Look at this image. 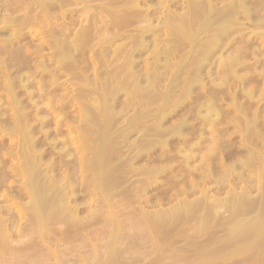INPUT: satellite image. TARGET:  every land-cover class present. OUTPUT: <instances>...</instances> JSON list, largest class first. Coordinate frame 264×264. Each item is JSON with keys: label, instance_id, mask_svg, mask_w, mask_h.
Returning a JSON list of instances; mask_svg holds the SVG:
<instances>
[{"label": "bare ground", "instance_id": "bare-ground-1", "mask_svg": "<svg viewBox=\"0 0 264 264\" xmlns=\"http://www.w3.org/2000/svg\"><path fill=\"white\" fill-rule=\"evenodd\" d=\"M249 3L253 5L252 9L249 7L251 6ZM263 9L264 0H0V77L3 79V85L1 83L0 84L6 92V94L0 97V99H9L7 102L9 107L7 109H3L0 105V133L11 134L12 136L13 134L21 136V142L19 146L16 147L17 145H13V148L11 145L10 148H12L8 150L6 149V152H3L2 148L4 146V143L3 145L0 143V163H3V161L6 160H8L6 161V163H10V159L11 161L16 159L18 163H22V165L19 163V165L21 166L15 167V173L17 175V178L18 176H22L23 184L19 188H13L14 192L19 197L26 196L29 198V202L26 205L28 209L24 206V209L26 208V211L24 210L23 212V218L26 220V225L23 224L25 227L23 226V229L21 228L23 232L28 226L27 231L29 235L25 231V234L27 235L23 233L25 236L22 235V237H26L27 241L32 242V240H36L37 242V240L39 239L36 238V233L37 235L39 234L40 237H45L42 238L43 241L46 238L47 240L48 238L50 239V237L53 238L52 234H54V236H56V234L57 236L58 234H65L64 229L66 228L70 230H66V233H73L74 231L77 233L81 228H85L91 225V223L96 220V217H98L97 215L99 213H103L104 211L108 214L111 212L110 214L112 218L116 221L117 215H121V213L123 212V207L121 206L122 208H119V210L122 209V212L119 211V214H116L111 209L114 208L116 204L117 206H115V208H118L119 205H123L122 203L125 202V209L127 206L126 204L132 205V208L129 209H134L133 211L137 213L136 215H139L140 217L143 216L145 226L142 224V229L143 226L144 228H147L149 225V227L152 228L151 224L166 222L165 224L169 223L167 224L169 225V227L171 224L170 230H172L171 228L173 226V229L174 227H176L175 229L177 230L180 229V234H182L183 232H187L183 231L181 233V230H183L185 228V225H187L188 227L186 226V228L188 229V232L193 228L195 229V231L207 229V231H209L208 233L214 235L216 239L221 238L220 241L225 246L227 245V242L229 247H231L230 243L234 246L240 244L236 239H242L243 241L245 240L244 243L243 241H240L242 245L240 244L241 246H237L239 247L237 250H234L235 247L233 246V252H238L241 254V252L243 251H249L247 246L251 245H257V247L260 248V250L258 249V252H263L264 152L261 148L260 149L262 152H258L255 150L253 151L252 149L249 150L250 147H246L244 145L246 148H248V151L246 150V158H243L245 159L244 161H239L235 164H232L233 162H231L230 165H227L228 163L223 164V162L225 161L223 153L226 150H229L226 148L237 146H235L234 144H227V141L223 142L222 139L224 137V131L226 130L223 129L224 131L222 132V129L220 131L216 130L218 125L222 123L221 120L223 116L227 113H230L232 109L241 112V109L240 107H238L237 103L238 95L243 94L248 96L250 100L253 99L254 92L252 91L253 93H251L250 91L246 90L238 93L235 92V94L237 93L236 96L232 97V101L230 100L233 107L230 112H224L223 107L218 104V98H220V95L225 93V91L229 89H226L227 85L231 83H239L243 86L245 84L244 76L239 75L240 73L238 74V71L240 69L246 68L245 66H243L245 65V62H242L244 61L243 58H245L243 54L244 52L234 53V50L232 49L233 54L231 52V56L229 55V57L227 58L224 57L226 55V51L224 53L225 55H223V51L229 46L231 47V44L239 39L238 35L243 34L248 29V31H250V29H253L252 32L255 34V37L257 36L258 40L261 41L258 45L260 46V52L264 56V14H262ZM247 26L251 28L247 29ZM27 29L29 30V33L31 29H34L33 33H30L32 45H29V43H24L26 37H28L27 35L29 34L28 32H26ZM163 36L165 37L164 39H162ZM150 38L151 40H149ZM242 44L244 45L245 43ZM259 46H255L253 48L251 47L252 55H255V53L259 51ZM233 47L237 46L233 45ZM245 47H248V51H251L248 45H245ZM245 47L243 49H245ZM227 50H229V48ZM45 51L46 53H44ZM146 55H149V58L152 59L149 64L148 60L146 59ZM260 56H257V58H259ZM144 57V62H146V64L144 66L143 73H141L138 69L141 67L143 62L141 61V59ZM252 57L254 58V56ZM249 58L251 59V57ZM255 59L256 57L252 60ZM258 63L259 60H256V63L253 64L255 65V68L257 67ZM52 65L54 66V68L49 69L52 67ZM238 66H242V68H239L238 70ZM253 67L252 69H254ZM13 69L16 70L13 71ZM215 69H217V73L220 75V79H218L220 82L215 83V81L211 80L210 84L213 83L212 86L214 87L212 89V94H210L211 96L207 97L206 95V97H199V93L202 92L199 91L198 93V90L206 89L207 87L204 76L210 77L211 75H215L213 74V71H215ZM252 69H250L249 67V70ZM259 69L261 71V67H259ZM33 70L37 71L36 73L40 79H37V77H35V73L33 72ZM252 71L254 72L255 69ZM260 71L258 70V73ZM14 73H16L15 77H13ZM261 74L264 75V73L262 72L258 74L260 75V78L263 77L261 76ZM62 75L66 76L64 78L67 79V82H70L69 80L74 81L72 83L70 82L75 87V91L73 90L75 93H71V96L68 95L69 91L67 89L69 88V86H72L69 85L67 88H64L65 85L59 82L61 81L60 77ZM255 75L254 78L256 77ZM47 78H50L51 80V85L49 84L48 90L52 89L53 92H58L57 90H59L60 88L62 94L65 91H68L67 95H65L66 93L64 94V100L67 101V99H70L71 101L78 99L79 101L77 100L75 102H80V99H83L81 100L83 101L81 102V104H83L81 108H78L77 111V113H79V115L77 116H79L80 120H77V122L80 123H78L80 126H83H81L82 128H85L83 129L84 131L81 132V137L86 136L88 140L86 141V138L83 137L85 138L87 149L86 151H84V153H82V157L79 159L80 161H78V157L74 156L73 154H67L68 157L71 156L70 159L64 158V154L62 155L60 153L64 151L63 149H59L57 145V149L59 150L55 149L54 146L52 147L57 150V153L61 155V157H59V161L61 163L58 161L60 163L59 165L62 164L64 166L65 161L62 160L63 158L67 159V161L69 160L68 163H70H67V165H72L73 169L70 168L71 172H68L67 170L65 171L66 173H63L64 171L62 172L61 170L62 166L60 168H57L54 162H52V164L50 162L49 165L48 157L50 155L47 157V161L45 160L47 162L46 163L44 161L46 154L38 149V146L40 144H43L44 142H47L46 140L48 138V134L44 132V129H46V127L44 126H46V124H44L45 122L40 118V116L42 115H40V111L43 108L40 109L39 106H42L44 101H48L49 105L52 102V99L50 96L44 97L43 99L45 100L43 102L42 99H40L41 101L37 100L39 102H42V104H39V102H37L35 98L37 99L38 95L36 92H38L39 95L47 96V86L45 84V80ZM258 80L256 79V81ZM252 81L254 82L255 79H253ZM259 81H261V79ZM251 82H247L248 85ZM252 84L250 85V87L252 86ZM235 87L233 91H235ZM245 88L249 90L247 86ZM62 89L63 91H65L63 92ZM231 89L230 92H233L231 91ZM240 89L243 88L241 87ZM197 94H199V96L194 98V100L197 101H194L195 106H193L192 108L191 106H188L190 108V110H188V113L190 112L191 114V120L189 119V116V118L187 117L188 119H184L185 117H183V112L185 108L183 107L185 106V103L187 102V100L192 99L193 96ZM57 95L58 94H56V97ZM24 96L27 98H22ZM263 96H260V98L262 99ZM122 97H124L125 100L124 104L121 106L119 105L120 103L118 104V101H120ZM242 101L243 100L241 99V102ZM253 101H249L250 105L251 103H253ZM249 102L247 101V103ZM0 104H2V101L0 102ZM46 104L44 105V109H47L45 108V106H47ZM52 104H54V102H52ZM252 106L254 105L252 104L250 108H252ZM28 107H31L30 110H27L29 109ZM154 111L155 113L152 114ZM236 111L234 112L236 113ZM52 112H50L51 115L49 113V118L50 116H52ZM64 112L67 113L66 110ZM185 112H187V110H185ZM9 113L12 114L9 115ZM128 114L129 116H127ZM56 115L58 114L56 113ZM178 116H182L183 118H179ZM247 116L245 117L247 118ZM255 116L252 117L255 119ZM48 117H46L48 119L46 120L47 123L50 120ZM64 117H66L65 114L62 117L63 120ZM175 117H178L179 120L176 119L177 121H174L173 123L170 122L169 119L175 120ZM230 119L232 120V118ZM241 119L244 120V118L242 117L240 118V120ZM31 120H33V122H39L36 123L40 124V126H38L40 128H36L34 124L32 125V123L30 124ZM147 120H149L150 122L147 123ZM262 120L264 119L262 118ZM166 122H169L170 125L166 126ZM231 122L234 123L235 121L233 120ZM249 122H251V120ZM249 122L245 121V126L241 128V130L243 129L242 131L246 134L245 137L247 141L251 140V137L248 140L249 137H247V135L253 136V134H248ZM51 123L53 124V122ZM10 125H12V128ZM55 125L56 123L54 124V126ZM59 125L57 126V128L59 127ZM240 125H243V123ZM231 126H229V128H231ZM235 126L233 124V127ZM252 126L254 125L252 124ZM61 127L62 126H60L59 128L60 131ZM235 128H238V126ZM36 129L40 132V134L43 133V137L39 136L40 139L36 138L37 136L35 137V132H38ZM49 129L50 128L47 126L46 130ZM53 130L54 131L52 132L54 133L55 129ZM253 130H251L250 132L252 133ZM76 131L80 133V130L76 129ZM208 131H210L212 135L211 137L208 135L206 136V138L210 137V140L212 141L214 146L211 145L208 148V151L202 154L204 150V144L205 142H207L205 134ZM59 133L57 132V134ZM133 133H136V135L138 134L139 136L137 139L130 141V136ZM227 133L228 131L226 132V134ZM62 134L63 132L59 136H62ZM190 135L191 137H193L191 140L189 139ZM256 135L259 136V132H256ZM54 136L56 137V135ZM255 137L256 139H260V137L254 136V138ZM50 138L51 137H49V139ZM175 140H177L178 143H176ZM255 140H252L253 143ZM69 141L71 142V140ZM261 141L263 140H256V142H260L261 147H263ZM48 142L47 145H50L49 147H51V145L53 144L50 143H56V140L52 142L50 141L49 144ZM62 142L64 143V141H61V143ZM71 144H73V142ZM173 144L175 146H173ZM254 144L256 145V143ZM44 145L46 144L44 143ZM62 145V147H64V144ZM68 147L66 148L68 149ZM137 147L139 150L135 149ZM157 147L162 150L163 153H159V151H157L159 155L156 158H153L151 156L153 160L152 162H167V160L176 161L178 159L181 161L179 162L181 163V165L179 166V171H177L179 172L178 174L173 171V165L168 166L167 164V166H162L161 164V166L157 167L154 165L151 167L148 165L138 167L136 165L137 161L145 156L144 153L146 152V150L148 151L151 148L153 151V148L156 149ZM173 147L175 148L173 149ZM52 148L51 150H53ZM169 148L171 149V151L169 150ZM43 149L44 148H42V150ZM133 149L138 151L134 153L133 151L135 150ZM167 150H169L170 152L164 153ZM56 152L52 153L55 155ZM86 152H90V155H87V157H90L89 159L86 158ZM64 153L66 155V152ZM59 154L56 155L60 156ZM227 157L228 156L226 155V158ZM53 158L56 157L54 156ZM146 158L148 159V157ZM143 159H145V157ZM148 160L147 162H150L151 158ZM216 160L217 163H219L218 165L216 164ZM256 160H258V163L260 162L258 165V171L256 169L257 167H255ZM197 162L198 164L194 165ZM214 162L218 166V168L215 167L216 169L213 168ZM4 163L0 165H4L3 167H5L6 165ZM44 164H47V168L43 167L45 166ZM13 166L15 165L13 164ZM2 169H0L2 170V173L4 172V175L6 176L7 174V176L2 177V174V176L0 175V179L1 177L5 179L14 175L12 171L10 173H7L6 171L5 174V168ZM58 169L59 171L61 170L60 173ZM87 171L89 173H92V176H88L91 177V179H94V184H91L93 185L91 186V188L93 187L94 189L88 199H86L88 196H85L84 194L86 193V190L88 192V189L90 187H87L88 189H86L85 192L80 189V191H82V195L85 196L86 201L84 203L86 205H83V202L79 205L83 206L81 208H84L85 206L91 208L90 205H93L95 203V207H93L94 209L92 210L89 209V212L91 210L90 215L86 216L85 219H83V217H80V207L75 204L77 203L78 198H80L81 196L78 197L77 188H75L74 186L78 174H84ZM163 173H172L171 175H168H170V177L172 178L171 184L173 183L174 187L179 185V183L181 182H186V184L188 183V186L181 188L177 192H175V190V193L171 196L173 200L171 198H168L169 202H171L169 199L175 201L176 197L179 198V201H177V204L174 203V206H169L170 208H165L166 210L163 209L160 211L158 210L157 212L154 211V213L146 212L143 205H151V200L148 197V190L150 189V187L152 188L151 185H153V183H155L154 181H156V179L160 175H163ZM139 176H143L146 180L150 179L153 181L147 182L149 185L147 186L146 181H143L142 177L136 180V177ZM132 177H135L136 179L132 180ZM4 179L0 180V184H2L3 182V184H5L9 178L5 179L6 182ZM169 179H167V181ZM90 183L91 182H87L88 186ZM243 184L246 185L241 187ZM137 185H139V187H137ZM172 187L173 186L171 185L168 190H171ZM255 189L257 191V194L252 193ZM223 193H225V196L217 197L218 195H223ZM10 194L11 192L9 193V191L8 193H1L4 201L2 200L0 201V203H5V206H0V248L7 246L6 249L9 248V250L11 251L12 248L10 246L11 244L9 239L12 237V232L15 233L19 229L16 230L17 227L15 225L17 224L13 223L12 219L14 217H10V220L4 217L6 216L4 214H7L8 212L9 214L7 215L12 216L10 214V211H12V209L10 205H8L11 200L7 198L10 196ZM17 195H13V199H16L15 197H17ZM195 195L197 196L196 199L194 198L192 201L187 200L188 197L191 198V196ZM179 196H184L185 198L183 197L181 200ZM2 197H0V199ZM80 202L81 201L79 199V203ZM106 207L111 209L109 210ZM102 208H104L105 210H102ZM106 213L103 214L107 215ZM123 213L126 214V210ZM227 213L229 215H226ZM110 214L108 215V217L110 216ZM124 214H122L121 216H123ZM127 215H130V213H127ZM135 220L139 221L142 220V218L138 217V219ZM180 220H182V222L184 220H188L190 224L187 223L188 221L186 222L187 224L184 223V221V226L182 227L183 229H181L180 227L183 224ZM131 222H133L132 224L134 226H130L135 227V223L137 221L134 223V220H132ZM142 222L140 221V224ZM174 222H176L178 226L181 224L182 225L178 228L176 223V226H174ZM178 222L181 224H179ZM137 223L139 224V222ZM192 223H194V225L190 230L189 228L190 226H192ZM112 224L114 223L112 222ZM63 225L66 228H63ZM158 225L163 226L162 223ZM167 225H164V227H168ZM149 227V230H146H153L154 232V230L156 229V234H158V230L157 227L155 228V225L152 230H150ZM164 227L162 228L165 231L162 230L163 233L160 236H163L164 232L166 235H168L169 232L171 234L174 231L173 230L171 232L169 231V227L168 229H165ZM137 229H140V227ZM112 230H114V228ZM167 230L168 233H166ZM75 232L73 234H75L76 236ZM113 232H111L113 237L110 236V238H114L112 242H117L118 236L115 234L117 231L114 233V235ZM146 233L148 232L146 231ZM178 233L179 230L177 231V234ZM165 234L161 238L165 239ZM170 234L169 236H171ZM202 234L204 233H201L200 235ZM32 235H34V237H32ZM47 235L49 237H47ZM30 236L36 239L31 240ZM70 236H72V234H70ZM73 236L69 237V239L76 242L77 239H74ZM150 236L153 235H149V237ZM160 236L158 234L157 239ZM179 236L176 237L179 238ZM76 237L78 238V236ZM196 237H199V233ZM203 237H199L201 238L200 241H203ZM29 238L30 240H28ZM21 239L19 240V244L15 241L17 244L15 245L14 243L15 247L13 248V253L17 254V257H20L21 255L22 258H24V256L26 257L27 254V252L25 254V249L28 246L32 247L30 245L33 244H31L30 242V245L27 243L24 244L27 241L25 240L22 243L23 240L21 241ZM129 239L131 241L130 237ZM167 239L168 238H166V240ZM172 239H174V237H172ZM40 240L38 241V243H35L39 244L41 242ZM151 240H153L152 237ZM118 241L120 242H117L118 245L122 243L120 239ZM135 241H137V239ZM190 241L191 239L189 240V242ZM197 241L199 242L198 239ZM12 242H14V240ZM44 242H46V240ZM110 242L111 240L109 241L108 246L113 245V247L110 246L106 252L105 248L104 250H102V252L104 251L105 253L104 256L106 254L107 255L105 256V258L103 257L104 259L97 262V264H119V262H121L120 264H124L122 263V261L118 260L120 256L119 254L124 252L123 248L117 247V249L115 247L117 245H114L115 243L112 244V242L110 244ZM134 242L132 241V243ZM189 242L187 243L188 245L190 244ZM233 242H237V244ZM194 243L192 242L193 245ZM199 243L202 244V242ZM138 244L135 243L133 244V246L135 245L136 247L137 245L138 247ZM159 244L160 243H158V245ZM169 244L170 243H168V245ZM192 244L187 246L191 248ZM160 245L163 246L164 244ZM258 245L262 246L260 247ZM130 246L133 247L132 244ZM194 246L192 247L193 250H195ZM22 247H24L25 249L22 250ZM135 247H133V250L137 249V247ZM155 247L158 250L162 248H157L159 246H154L153 248L155 249ZM120 248L122 249L120 250ZM169 248L171 249V245ZM169 248H167V250H169ZM199 248L201 249L200 244ZM6 249L4 250L5 254L7 251ZM16 249H19V252L24 251V253L22 252L23 254H18L19 252H15ZM31 249H33L32 251H34L36 248H30L29 251ZM220 249L222 250L224 248ZM176 250L178 249L176 248ZM176 250L174 253H176ZM193 250L191 249L190 251L194 255L195 252H193ZM97 251L100 252L99 249ZM153 251L154 250H152V252ZM216 251L217 250H215L214 252H208L215 253ZM224 251L226 250L224 249ZM230 251L231 250L227 249L226 253L228 254V252ZM137 252H140V249ZM196 252L198 253V250ZM223 252H221V255L223 254ZM207 253L205 259L206 257L207 259H211L212 257L215 258L216 256L220 257L219 253H217L219 255L215 254L214 256L212 253V255L208 253V256ZM260 253L261 252L257 253L258 255L256 254V256L254 257H259L260 259ZM116 254H118L117 258ZM141 254H139L140 256L137 255L139 259L143 257L141 256ZM176 254L178 255L179 253ZM236 254L234 255V257L237 256ZM3 255L2 260H5L8 263L9 260L4 258L5 256ZM154 255L157 254L155 253ZM224 255H226L225 252ZM229 255L231 254H228V256ZM160 256H158L157 258H159ZM169 256L170 255H168V259ZM195 256H197V254H195ZM12 257H14L13 254ZM29 257L30 256L26 258ZM218 257H216L217 259L215 258L216 260L214 259L215 262H217ZM226 257L227 256H224L225 260L228 262ZM157 258L156 261H160V259H162L161 257L160 259ZM19 259L17 261L18 264H20L19 262L23 260ZM139 259L138 262L140 261ZM165 259H167V256L166 258H164V260ZM220 259L222 260V258ZM13 260L16 262L14 258ZM13 260L11 264H14ZM94 260L96 261V259H93L92 264H95ZM194 260L195 263H197L196 261L198 259H193V261ZM212 260L213 259H211V261H206L212 262ZM136 261L137 260H135L134 263H136ZM158 261L157 264H162L161 261V263ZM167 261L168 264L169 260ZM174 261L176 264V259H172V262ZM56 262H58V259ZM61 262L62 261H60L59 263ZM172 262L170 260V263ZM220 262H218V264ZM1 263L3 264V262H0V264ZM134 263L132 262L131 264ZM4 264L6 263L4 262Z\"/></svg>", "mask_w": 264, "mask_h": 264}, {"label": "rangeland", "instance_id": "rangeland-1", "mask_svg": "<svg viewBox=\"0 0 264 264\" xmlns=\"http://www.w3.org/2000/svg\"><path fill=\"white\" fill-rule=\"evenodd\" d=\"M250 5H251V3H249ZM249 4H248V6H249ZM252 6V7H251ZM251 6H249L251 9L253 8V5H251ZM262 14H264V9H263V11H262ZM247 29L248 28H251V27H246ZM249 30V29H248ZM246 31V32H244L243 34H241V35H238V37H239V41L237 40L236 42H233L232 44H231V47L229 46L228 48H229V50H227L228 48H226L224 51H223V55H225L224 53H225V51H226V55H228V56H224V57H229V55L231 56L232 54H233V50H234V53L235 52H241V53H243L244 54V56H245V58H243V60L244 61H242V62H245V65H243V66H245L246 68H244V69H240L239 70V68H242V66H238V74L239 75H242V76H244V80H245V84H247V85H243V86H247L248 88H249V90L247 89V88H245V87H243L242 85H240L239 83H231V84H229V85H227V87H226V89H228L227 91H225V93H223V94H221L220 95V98H218L219 100H218V104H220L221 105V107H223V111L225 112H230L231 111V109L233 108L232 107V103L230 102V100L232 101V97H234V96H236V94L238 93V92H241V91H250L251 93H253V99H251L250 100V98L248 97V96H246V95H238V99H237V103H238V107H240V111L241 112H238V111H236V110H234V109H232V111L230 112V113H227L226 115H224L223 116V118H222V120H221V122L222 123H220L219 125H218V127H217V129L216 130H218V131H220L221 129V132L222 131H224V130H226V131H224V137H223V142L225 141H227L226 143L227 144H234L235 146H237V147H232V148H226V149H229V150H224L223 152V156H224V159H225V161L223 162V164H226V163H228L227 165H230V163L231 162H233L232 164H235V163H237V162H239V161H244L245 159H243V158H246V150L248 149V148H246V147H250L249 148V150L250 149H252L253 151L255 150V151H258V152H264V124H262V123H264V120H262V118L264 119V96H263V94H264V75L263 74H261V76H263V77H259L260 75H258L259 73H264V56L262 55V53L260 52V46L258 45V44H260V40H258V38H257V36L255 37V34L252 32V30L253 29H250V31ZM32 31V32H31ZM33 31H34V29L32 30H30V33H33ZM256 31V30H255ZM26 32H28L29 33V30L27 29L26 30ZM249 32H251V33H249ZM28 34L27 36L28 37H26V39H25V41H24V43H26V44H28L29 43V45H32L31 44V37H30V35L31 34ZM246 34V35H245ZM165 37L163 36L162 37V39H164ZM149 40H151V38L149 39ZM242 40V41H241ZM240 41H241V43H240ZM242 43H245L244 45L242 44ZM248 43V44H247ZM255 43V44H254ZM235 44H237V45H235ZM254 44V45H253ZM257 44V45H256ZM233 45L234 46H237V47H233ZM245 45L247 46H249V49L251 50L253 47H255V46H259V51H257L256 53H255V55H252V50L251 51H248V47L246 48L245 47ZM253 45V46H252ZM245 47V49H243ZM252 47V48H251ZM231 48V49H230ZM233 49V50H232ZM239 49V50H238ZM228 52V53H227ZM231 52H232V54H231ZM246 52V53H245ZM250 52V53H249ZM44 53H46V51L44 52ZM252 55V56H254V58L256 57V59L255 60H252V59H254L252 56H250V55ZM259 54V55H258ZM261 55V56H260ZM257 56H260L259 58H257ZM249 57H251V59L249 58ZM247 58V59H246ZM146 59L148 60V64L151 62V58H149V55H146ZM144 60H145V57L144 58H142L141 59V61H143L142 62V65H141V67L138 69V70H140V72L141 73H143V70H144V66H145V64H146V62H144ZM150 60V61H149ZM252 62H251V61ZM256 60H259V63H258V65H257V67L255 68V65H253V64H255L256 63ZM248 64V65H247ZM261 65V66H260ZM254 66V67H253ZM249 67H250V69H252V67L255 69V71L253 72L252 70H254V69H252V70H249ZM259 67H261V71H260V69H259ZM54 68V66L52 65V67L51 68H49V69H53ZM247 68H248V70H247ZM258 68V69H257ZM16 69H13V71H15ZM37 70V69H36ZM245 70H247V71H245ZM258 70L260 71L259 73H258ZM38 71V70H37ZM37 71H35V70H33V72L35 73V77H37V79H40L39 77H38V75H37ZM242 72V73H241ZM252 73V74H251ZM256 73H258V74H256ZM16 73H14V75H13V77H15L16 75H15ZM213 74H215V75H211L210 77H207V76H204V80H205V82L207 83V87H206V89H202V90H198V93H199V91L200 92H202V93H199L200 94V96H199V94H197V95H194L193 96V100L192 99H189V100H187V102L185 103V106L183 107V108H185L184 109V112H185V110H187V112H183V117H185L184 119H188L189 117V119L191 120V114H190V112L188 113V110H190V106H191V108L193 107V106H195L194 104H195V102H197L196 100H194V98H196L197 96H199V97H201V96H203V97H206V95H207V97H210L211 95L210 94H212V92H213V86H212V84L213 83H211L210 84V82H211V80H213V81H215V83H219L220 81L218 80V79H220L219 78V74L217 73V69H215V71H213ZM256 74V75H255ZM254 75L256 76L255 78H254ZM258 75V76H257ZM247 76V77H246ZM252 78H251V77ZM63 78V80H62V78ZM60 77V79H61V81H59L61 84H63V85H65L64 86V88H67L69 85H71L72 87H70L69 86V88H70V90H69V88L67 89L68 91H69V93H68V91H63V89H62V91L64 92L63 94H62V92L60 91L61 89L59 88V90H57L58 92H53L52 91V89L51 90H48L49 89V84L51 85V80H50V78H47L46 80H45V84H46V94H47V96H45V95H39V93L38 92H36L38 95H37V99L35 98V100L37 101V100H40V99H42V102L45 100V99H43L44 97H48V96H50L51 97V101L52 102H54V104H52V102L48 105V101H44V102H46V103H44L43 102V104H42V102H39V101H37V102H39V104H42V106L40 107L39 106V108L40 109H44V105L46 104L47 106H45V108H47V109H42L41 111H40V118H41V120H43L45 123L44 124H46V126H44V127H46V129H47V126L50 128L49 130H51V131H49V130H46V129H44V132H46L47 134H48V138H47V142H48V139H49V137H51L50 139H49V142L51 141H55L56 140V143H54V142H52V143H50V144H53V145H51V147H49L48 145H47V142H44L48 147H49V149H48V147L46 146V145H44V143L43 144H40L39 146L40 147H42V148H44L43 150H42V148H40L39 146H38V149H40L41 150V152H43V153H45L46 155H45V159H44V161L46 160L47 161V159L49 158H51L50 159V161H49V159H48V163H49V165H50V162H51V164H52V162H54L55 164H56V166H57V168H60L61 166H62V172L63 173H66L65 171H67L68 170V172H71V169H73L72 168V165L70 164V165H67V163H68V161H67V159L69 158L70 159V157H68L67 156V154L68 155H71V154H73L74 156H77L78 157V161H80L79 159L82 157V153H84V151H86V149H87V146H86V141L88 140V138L86 137V136H83V137H85L86 138V141H85V138H83V137H81V132H83L84 130L83 129H85V128H82L79 124V122H77V120H79V116H77V115H79V113H77V111H78V108H81V106H82V104H81V102H83V101H81V100H83V99H80V102H75V101H77V100H71L70 101V99H67V101L66 100H64V96L65 95H67V93H68V95H72L71 93H73L74 91H75V87L71 84L72 82H74V81H71V80H69L70 82H67V79L66 78H64V77H66V76H64V75H62ZM258 78H259V80L261 79V81H259L258 80ZM59 79V80H60ZM253 79H255V81L253 82L252 80ZM256 79L258 80V81H256ZM74 80V79H73ZM216 80H218V81H216ZM253 82V84H252V82ZM63 82V83H62ZM67 82V83H66ZM209 82V83H208ZM247 82H251V83H249V85H248V83ZM0 83L3 85V79L0 77ZM258 83H259V85H258ZM260 83H261V86H260ZM0 84V97H2L3 95H5L6 94V92L4 91V88L2 87V85ZM252 84V86L250 87V85ZM67 85V86H66ZM233 85H234V87L236 86V85H238V86H236L235 88V91H233V89H234V87H233ZM259 87H258V86ZM211 86V87H210ZM231 87H232V89H231ZM238 87H242L243 89H240V88H238ZM211 90H210V89ZM230 89H231V91H233V92H230ZM238 89H239V91H238ZM251 89V90H250ZM259 89V90H258ZM74 90V91H73ZM211 91V92H210ZM253 91V92H252ZM259 91V92H258ZM235 92H237L236 94H235ZM58 94L57 95V97H56V94ZM66 93V94H65ZM75 93V92H74ZM73 93V94H74ZM207 93V94H206ZM209 93V94H208ZM65 94V95H64ZM256 94V95H255ZM258 94V95H257ZM241 96H242V98H241ZM257 96H259V97H256ZM260 96H263L262 97V99L260 98ZM60 97V98H59ZM63 98V100H62V98ZM218 97V96H217ZM22 98H27V97H22ZM225 98H227L228 99V101H227V99H225ZM248 98V99H247ZM56 99V100H55ZM241 99L243 100L242 102H241ZM1 100V99H0ZM9 100V99H8ZM8 100L5 98V99H2L1 101H2V104H0L1 106H2V108L3 109H7L9 106H8V104H7V102H8ZM124 100H125V98L124 97H122L121 98V100L120 101H118V104L119 105H123L124 104ZM226 100V101H225ZM254 100V101H253ZM0 101V102H1ZM4 101V102H3ZM41 101V100H40ZM79 101V100H78ZM195 101V102H194ZM240 101V102H239ZM247 101L249 102V101H253V103H251V105L253 104L254 106H252V108H250V102L249 103H247ZM85 102V101H84ZM121 102H123V103H121ZM226 102H227V104H226ZM254 102H255V104H254ZM78 103V104H77ZM224 103V104H223ZM240 103V104H239ZM243 103V104H242ZM4 104V105H3ZM51 104H52V106H51ZM81 104V105H80ZM192 104V105H191ZM248 104V105H247ZM186 105H187V107H186ZM230 105V106H229ZM245 105V106H244ZM118 106V105H117ZM189 106V107H188ZM244 106V107H243ZM249 106V107H248ZM246 107V108H245ZM29 108V107H28ZM31 108V107H30ZM30 108L29 109H27V110H30ZM55 108V109H54ZM77 108V109H76ZM118 108V107H117ZM53 109V110H52ZM60 109V110H59ZM119 109H120V106H119ZM48 110H51V111H48ZM66 110V112L67 113H65L64 111ZM227 110H229V111H227ZM45 111V112H44ZM53 111V112H52ZM153 111V110H152ZM234 111H236V113L234 112ZM50 112H52V116H53V119H55V120H53L52 119V116H50V118L48 117V115H49V113ZM55 112V113H54ZM61 114H60V113ZM74 112V113H73ZM251 112V113H250ZM257 112V113H256ZM56 113L58 114V115H56ZM63 113V114H62ZM131 113V112H130ZM129 113V114H130ZM155 113V111L152 113V114H154ZM236 115H235V114ZM243 113V114H242ZM254 113V114H253ZM12 114V113H11ZM10 113H9V115H11ZM64 114H65V116L66 117H64V120L62 119V117L64 116ZM67 114V115H66ZM129 114L127 115V116H129ZM132 114V113H131ZM189 114V115H188ZM50 115H51V113H50ZM56 115V116H55ZM63 115V116H62ZM185 115H187V116H185ZM249 117H248V116ZM254 117L255 115V119L252 117V116ZM59 118H58V117ZM189 116V117H188ZM245 116H247V118L245 117ZM262 116V117H261ZM42 117H43V119H42ZM46 117H48L50 120L48 121V123H47V121L46 120H48ZM76 117V118H75ZM126 117V116H125ZM124 117V118H125ZM179 117V116H178ZM174 118L175 120H171V119H169L170 120V122H174V121H177V120H179V118H183L182 116H180L179 118ZM188 117V118H187ZM226 117V118H225ZM244 118V120L245 121H247V122H249L250 120H251V122H249L248 123V127L250 128H248V134L249 135H251V134H253V136L251 135V136H248L247 135V137H249L248 138V140L250 139V137H251V140H249V141H247V139H246V134L241 130V128H243L245 125V121L244 120H240V118ZM253 118V119H251V118ZM57 118V119H56ZM127 118V117H126ZM125 118V119H126ZM230 118H232V120L230 119ZM257 118H258V120H257ZM177 119V120H176ZM228 119V120H227ZM238 119H239V123H238ZM53 120V121H52ZM72 120V121H71ZM76 120V121H75ZM235 121L234 123L233 122H231V121ZM237 120V121H236ZM252 120H253V122H252ZM53 122V124L51 123V122ZM57 121H58V123H57ZM62 121V122H61ZM80 121V120H79ZM37 122V121H36ZM35 121L33 122V120H31V122H30V124L32 123V125L34 124V126L36 127V128H40V127H38V126H40V124H37V123H39V122H37L36 123ZM49 122H50V126H49ZM147 123L148 122H150L149 120H147L146 121ZM56 123V125L54 126V124ZM61 123H63V124H61ZM72 123V124H71ZM74 123V124H73ZM79 123V124H78ZM171 123V124H172ZM243 123V125H240V124H242ZM259 123V124H258ZM59 124H61V125H59ZM77 124V125H76ZM230 124V125H229ZM233 124H234V126L235 127H237L238 126V128H235V127H233ZM252 124L254 125V126H252ZM258 124V125H257ZM37 125V126H36ZM52 125V126H51ZM59 125V127L57 128V126ZM169 126L170 124H169V122H166V126ZM231 126V128H229V126ZM263 125V126H262ZM11 126V128H12V125H10ZM60 126H62L63 127V129H62V127H61V131H60ZM260 128H259V127ZM76 127H78V128H76ZM256 127H258V128H256ZM10 128V127H9ZM229 128V129H228ZM240 128V129H239ZM53 129H55V132L53 133L52 131H54ZM57 129V130H56ZM76 129H78V130H80V133H78L77 131H76ZM224 129V130H223ZM233 129V130H232ZM237 129H238V132H237ZM254 129V130H253ZM37 130V129H36ZM73 130H75V131H73ZM251 130H253L252 131V133L250 132ZM261 130V131H260ZM38 131V130H37ZM59 133V134H57V132ZM228 131V133L226 134V132ZM51 132V133H50ZM63 132V134H62V136H59V135H61V133ZM233 132V133H232ZM237 132V133H236ZM256 132H259V136L258 135H256ZM263 134H262V133ZM36 134H35V137L36 138H39V136L40 137H43V133L42 134H40V132L38 131V132H35ZM85 133V132H84ZM262 135H261V134ZM56 135V137L54 136V135ZM135 134V135H134ZM234 134H236V135H234ZM240 135V137H239V135ZM258 134V133H257ZM50 135V136H49ZM57 135H58V137H57ZM210 136L211 137V132L210 131H208V132H206V134H205V138H206V136ZM9 136V137H8ZM14 136H16V137H14ZM138 134L136 135V133H133L131 136H130V141H132V140H134V139H137L138 138ZM254 136H257V137H260V139H262L263 141H261L262 142V146L263 147H261V144H260V142H256V140L258 141H260V139H256V137L254 138ZM62 137V138H61ZM210 137H208V138H206V141L207 142H205V144H206V146H205V144H204V150H203V152H202V154H204V153H206L207 151H208V148L212 145V146H214V144L212 143V141L210 140L211 138ZM7 138V139H6ZM83 138V139H82ZM193 137H191V135L189 136V139L191 140ZM253 138V139H252ZM13 139V140H12ZM40 139V138H39ZM209 139V140H208ZM245 139V140H244ZM256 139V140H255ZM15 140V141H14ZM59 140V141H58ZM69 140H71V142L69 141ZM252 140H255L254 141V143H256V145L253 143V141ZM11 141V142H10ZM61 141H64V143L62 142L61 143ZM176 141V143H178V141L177 140H175ZM209 141V142H208ZM229 141V142H228ZM20 142H21V136H19V135H14L13 134V136L11 135V134H6V133H0V143L3 145V143H4V146L2 147L3 148V152H6L8 149H11L12 147H13V145H17L16 147H18L19 146V144H20ZM49 142H48V144H49ZM58 142H59V145H58ZM70 142V143H69ZM73 142V144H71ZM233 142H236V143H233ZM17 143V144H16ZM66 143V144H65ZM175 143V144H176ZM209 143V144H208ZM249 143V144H248ZM260 144V146H259V144ZM62 144H64V147H65V145H66V147H68V149L65 147H62L63 145ZM68 144V145H67ZM252 144V145H251ZM254 144V145H253ZM12 145V147L10 148V146ZM43 145V146H42ZM58 146V148L59 149H63L64 151H62V152H60L62 155L64 154V158H67V159H62L63 161H65L64 162V166L61 164V165H59L61 162L59 161V157H61V155L59 154V153H57L56 151L57 150H59V149H57V146ZM246 147H245V146ZM257 145H258V147H257ZM55 147V149H57V150H55L54 148H52V147ZM173 146H175L174 144H173ZM256 146V147H255ZM46 147H47V149H46ZM226 147V146H225ZM5 148V149H4ZM14 148V147H13ZM51 148L53 149V150H51ZM175 147H173V149H174ZM262 149V151H261V149ZM7 149V150H6ZM66 149V150H65ZM75 149V150H74ZM135 149H138V147L137 148H135ZM135 149H133V150H135ZM151 149V148H150ZM150 149L147 151L146 150V152L144 153L145 154V159H143L144 157H142L141 159H139L138 161H137V163H136V165L138 166V167H140V166H146V165H148V166H161V164H162V166L163 165H165V166H167V164H168V166L170 165V166H172L173 167V171L176 173V174H178L179 172H177V171H179V166L181 165V163H179V162H181L180 160H171V161H169V160H167V162L166 161H157V162H152L153 160H152V157L154 158H156L159 154H158V152L157 151H159V153H163V151L162 150H160L158 147L155 149V148H153V151H152V149H151V152H150ZM240 149H241V151H240ZM6 150V151H5ZM39 150V151H40ZM50 150V151H49ZM139 150V149H138ZM138 150H135V151H133L134 153H136ZM169 150L171 151V149L169 148ZM169 150H167V151H165L164 153H168V152H170ZM243 150V151H242ZM49 151V152H48ZM234 151V152H233ZM245 151V152H244ZM248 151V150H247ZM47 152V153H46ZM52 152H56V154L58 155H60V156H57L56 154L54 155ZM59 152V151H58ZM64 152H66V155H65V153ZM68 152V153H67ZM50 153H52V154H50ZM87 154H86V158L87 159H89L90 157H87V155L89 156L90 155V152H86ZM133 153V154H134ZM157 153V154H156ZM225 153H227V154H225ZM235 153V154H234ZM237 153H240V154H237ZM132 154V155H133ZM230 154V155H229ZM50 155V156H49ZM52 155V156H51ZM56 157V158H53L54 156ZM79 155V156H78ZM226 155L228 156L227 158H226ZM233 155V156H232ZM235 155V156H234ZM49 156V157H48ZM66 156V157H65ZM152 156V157H151ZM48 157V158H47ZM146 157H148V159H150L151 158V160H150V162H147V158ZM229 157H230V159H229ZM58 158V159H57ZM235 158H236V160H235ZM54 159V160H53ZM72 159V158H71ZM55 160H56V162H55ZM60 160H61V158H60ZM6 161H8V160H6ZM6 161H3V163L6 165L5 167H3L4 165H0L1 166V168L0 169H2V168H5L4 169V171H5V174H6V171H7V173L9 172H13L14 173V175L13 176H11V177H8V178H5V179H8L7 180V182H6V180L4 179V178H2V177H4L5 175H4V172L2 173V170H0V175L2 176V174H3V176L1 177V179H4L5 180V184H8L9 185V187H8V185H5V184H3L4 182H3V180H2V184H0V191H2V190H4V191H2V192H0V195H1V193H8V191H9V193L11 192V194H10V196L9 197H7V198H9V200H11L10 201V203L8 204V205H10V207H11V209H12V211H10V214L12 215V216H10V215H7V214H9V212L7 213V214H4V215H6V216H4L5 218H8V220H10V217H14L12 220H13V223H16L18 226H19V228H18V226L17 225H15L17 228H16V230L17 229H19V230H17V232H12V237L9 239L10 240V246H11V248H12V252L9 250V248H7L6 249V247H3V248H0V256H1V258H0V262H3V264H4V262L6 263V264H11V262H12V260H13V258L16 260V257L18 256L17 254H15V253H13V248L15 247L14 246V243H15V245L18 243L19 244V240L21 239V241H22V243L26 240L27 241V238L26 237H22V235L23 236H25V235H27V234H25V231L28 233V231H27V229H28V226L25 228L26 230L25 231H23L22 232V230H21V228L23 229V226L24 225H26L25 224V222H26V220L23 218V215H24V210L26 211V205H27V203L29 202V198L28 197H22V196H18L15 192H14V189H16V187L17 188H19V187H21V185L23 184V179H22V176L20 177V176H18V178H17V175H16V173H15V167H17V166H21L22 165V163H20L21 165H19V163H18V161H16V159H14L13 161H11V159L9 160V162L10 163H6ZM45 161V162H46ZM60 163H59V162ZM149 161V160H148ZM2 162V161H1ZM58 162V163H57ZM145 162H147V163H145ZM152 162V163H151ZM166 162V163H165ZM177 162V163H176ZM3 163H0V164H3ZM47 163V162H46ZM70 163V162H69ZM68 163V164H69ZM211 163V162H210ZM255 167H257L256 169H257V171L259 170L258 169V165H259V163H258V160H256L255 161ZM8 164V165H7ZM13 164L15 165V166H13ZM18 164V165H17ZM66 164V165H65ZM151 164V165H150ZM193 164V163H192ZM196 164H198V162L197 163H195L194 165H196ZM215 164V162L213 163V168H218V164L219 163H217V160H216V164ZM231 164V165H232ZM45 165V164H44ZM47 165V164H46ZM43 166V167H46L47 168V166ZM71 166V167H70ZM13 168V169H12ZM71 168V169H70ZM215 168V169H216ZM177 169V170H176ZM60 170V171H61ZM58 171H59V169H58ZM60 171H59V173H60ZM242 171H244V170H242ZM62 172H61V174H62ZM88 172V171H87ZM87 172H85L84 174H78V176H77V179H76V181H75V188H77V194H78V197H80V198H78V201H77V203H75V204H77L79 207H80V209H81V213H80V217L82 218L83 217V219H85V217L86 216H89L90 215V212H91V210L92 209H94L93 207H95V203L92 205H90V207L91 208H89L88 206L85 208H81V207H83L82 205H79V204H82V202H83V205L85 204L84 202L86 201V199H88L89 198V196L91 195V193H92V191H93V187L91 188V186H93V185H91V184H94V182H93V178L91 179V177H89L88 175H91L92 176V173H89L88 172V174H87ZM246 172H247V170H246ZM58 173V174H59ZM56 174H57V171H56ZM86 174V175H85ZM168 174H172V173H163V175H160L157 179H156V181H154L155 183H153V185H151L152 186V188L150 187V189L148 190L149 191V193H148V197L150 198V200H151V205L150 206H146V205H143L144 206V208H145V210H146V212H149V213H154V211H160V210H166L169 206L170 207H172V205L174 206L175 204H177V201H179V198L178 197H176L175 199V201H172L173 199L171 198V196H172V194H174L175 192H177L178 190H180L181 188H184L185 186H188V183L186 184V182H181V183H179V185H177L176 187H174V184L172 183L171 184V177H170V175H168ZM248 174V173H247ZM6 176H7V174H6ZM5 176V177H6ZM87 176V177H86ZM165 176V177H164ZM18 179H16V178ZM140 177H142L141 179L143 180V181H146V185L147 186H149L148 185V183L147 182H152L153 180H150V179H144V177L143 176H139V177H132V180H138V179H140ZM161 177V178H160ZM14 178V179H13ZM79 178V179H78ZM85 178H87V179H91V180H87V179H85ZM170 178V179H169ZM0 179V180H1ZM85 179V180H84ZM167 179H169L168 181H167ZM78 180H79V182H78ZM87 182L89 183V182H91L90 184H89V186H88V184H87ZM169 182V183H168ZM87 185V186H85L84 185V187H83V185ZM79 184H81V185H79ZM173 186L172 188H171V190L169 189L168 190V188L169 187H171V185ZM1 185H3V186H1ZM244 185H246V184H243L241 187H243ZM13 186H15V187H13ZM2 187V188H1ZM4 187V188H3ZM86 187V188H85ZM89 189H88V188ZM137 187H139V185H137ZM14 188V189H13ZM82 188H84V189H82ZM6 189V190H5ZM80 189L81 190H83L84 192H85V190L86 189H88V192H87V190H86V193H89V194H84L85 196L87 195L88 197L85 199V196L84 195H82V191H80ZM138 189V188H137ZM153 189V190H152ZM240 189V188H239ZM163 190H164V194H163ZM176 190V191H175ZM214 190V189H213ZM160 191V192H159ZM162 191V192H161ZM165 191H166V193H165ZM175 191V192H174ZM228 191V190H227ZM256 191V189L252 192V193H255V194H257V191ZM156 192V193H155ZM214 192V191H213ZM14 193V194H13ZM162 193V194H161ZM167 193H169V194H167ZM81 194V195H80ZM151 194V195H150ZM154 194V195H153ZM156 194H160V195H156ZM16 196L17 195V197H15L16 199H13L14 197H12V196ZM140 195V194H139ZM150 195V196H149ZM165 197H167V198H165ZM168 195V196H167ZM254 195V194H253ZM155 196V197H154ZM162 196V197H161ZM223 196H225V193H223V195L221 194V195H218L217 197H223ZM0 197H2V195L0 196ZM84 199H83V198ZM161 197V198H160ZM180 198H181V200H182V198L184 197H181V196H179ZM196 195L195 196H191V198L190 197H188V199L187 200H189V201H192L194 198L196 199ZM73 198V197H72ZM95 198H96V196H95ZM168 198H171V199H169L171 202H169L168 201ZM178 198V199H177ZM185 198V197H184ZM79 199H80V203H79ZM119 199V198H118ZM3 200V197L0 199V201H2ZM84 200V201H83ZM116 200V199H115ZM167 200V201H166ZM4 201V200H3ZM117 201V200H116ZM175 203V204H174ZM115 204V203H114ZM123 205H119L118 206V208L116 209L115 208V206H117V204L114 206V208H108V207H106V208H108L109 210L111 209V210H113L116 214L118 213L119 214V211H121V210H119V208H122L123 207V212L126 210V214H124L122 211V213H121V215L122 214H124L123 216H121V215H117V219H116V221L118 220V221H120V222H118V224H117V222L115 221V219H113L112 218V216H111V212L109 213L110 214V216L108 217V213H106L105 211L103 212L102 210H105L104 208H102V212L105 214H107V215H104L103 213H99L97 216L98 217H96V220H94L92 223H91V225H89V226H87V227H85V228H81L80 230H79V232H75L76 233V236H78V238H79V240H78V238L75 236V234H73V233H71V232H67L66 233V230L67 231H70L68 228H66L64 225H63V228H66V229H64V231H65V234H58V236H57V234H56V236H54V234H52L51 236L53 237V238H51L50 237V239L48 238V240H47V238L46 239H44V241L46 240V242H44L43 241V239L42 238H45V237H40L39 236V234L37 235V233H36V238H38L41 242L39 243V244H36V243H38V241L39 240H37V242H36V238L34 239V238H32V237H34V235H32V237H31V240L32 239H34L35 241H33L32 240V242L31 241H27V242H25L24 244H29L30 245V243L31 244H33V245H30V246H32V247H29V249L30 248H36L34 251H32L33 249H31L30 251H29V249H28V247H27V245H26V249L24 248V247H22L23 249L22 250H24L25 249V254H26V252H27V254H26V257H28V256H30L29 258H26L25 256H24V258H22V256L20 255V257H17V260H16V262L14 261L13 263L14 264H18V259L19 260H21V259H23V260H21L23 263H25V264H58L60 261H62L61 263H59V264H88V263H90V264H92L93 262V259H96V261L94 260V262H95V264H97V262H99L100 260H102V259H104L105 258V256L107 255H105L104 256V251L102 252V250H104V248H105V252L107 251V249L110 247V246H112L113 247V245H110V246H108L109 244V241L111 240V242H112V240L114 239V238H110V236L111 237H113L112 236V233L111 232H113L114 230V232H113V235H114V233L118 236V238H117V242H119L118 240L120 239L121 240V244H119L118 245V243L117 242H112V244H114V245H117V246H115L116 248L117 247H122L123 248V250H124V252H122L121 254H119L120 256H119V259L118 260H120V261H122V263H124V264H131L132 262L134 263V261L135 260H137L136 261V263H134V264H149V263H151V264H157V261H156V258L158 257V256H160L162 259H160V257L159 258H157V259H160V261L162 262V264L164 263H166L167 264V260H169V263H170V260H171V262H172V259L173 260H175L176 259V264H194L195 263V260L193 261V259H198L196 262L197 263H195V264H208V263H210V264H214V262H215V260L217 259L216 257H218V256H216L215 258H211V259H215L214 261L212 260V262H209V261H206V260H210L211 261V259H207V257H206V259H205V256H206V253L208 252V251H215V250H217L216 252L217 253H219L220 254V257H218V260H217V262H215V264H218V262H220L219 264H264V248H263V246H262V249H263V252L262 251H259V252H261L260 253V255H261V257H260V259H259V257H254V256H256V254L257 253H259L258 252V249L260 250V248H258L257 247V245H251V246H247V248L249 249V251L253 254H251L248 250L247 251H243V252H241V254L240 253H238V252H233V248H234V250H237L239 247H237V246H241L242 245V239H240V240H238V239H236L237 240V242L238 243H240V244H237V242H233V243H236L237 245H231V243H230V246L231 247H229L228 246V242H227V245L225 246V245H223V243L220 241L221 240V238H217L216 239V237L214 236V235H212L211 233H208L209 231H207V229H203V230H201V231H195V229L193 228V225H194V223H192L191 225L192 226H190V230H191V228H193L194 229V232H193V229L191 230V231H189L188 232V229L186 228V226L187 225H185V230L182 228L183 226H184V224H183V222L184 223H186L188 220H184L183 222H182V220H180L181 222H182V224L181 223H179V224H181V225H179V226H181L180 228L181 229H183V230H181V233L183 232V231H187V232H183L182 234H180V229H178L179 230V233L177 234V229H175L176 227H174V229H173V226H172V230H170V227H171V224H170V227H169V225H167V224H169V223H167V224H165L166 222H160V223H155V224H151L152 226V228L154 227V225H155V228L157 227V230H158V234H159V236L160 235H162V233H163V231L162 230H164L162 227H164V225H167L168 227H169V231H173L171 234H170V232H169V234L172 236V237H174V239H172V237L171 236H169V234L168 235H166L165 234V232H164V234L166 235L165 236V239H163V238H161V237H163L164 236V234H163V236H160L158 239L159 240H161V241H159L158 239H157V237H158V234H156L157 233V231H156V229L154 230V232H153V230H152V228H150L149 227V225H148V227L150 228V230H152V231H148L149 229H148V227L147 228H144V226H145V223H144V220H143V216H139V215H136L137 213H135L133 210L134 209H129V208H132V205H129V204H126L127 206H126V209L124 208L125 206V202H123L122 203ZM159 206H158V205ZM1 205H4L5 206V203H0V206ZM86 205V204H85ZM153 205V206H152ZM157 205V206H156ZM3 206V207H4ZM24 206L26 207L25 209H24ZM122 206V207H121ZM2 207V206H1ZM169 207V208H170ZM133 208H134V206H133ZM166 208V209H165ZM22 209V210H21ZM28 209V208H27ZM89 209H91L90 210V212H89ZM125 209V210H124ZM115 210H117V211H115ZM127 210H130V211H127ZM84 211V212H83ZM100 211V212H101ZM107 211V212H108ZM20 213V214H19ZM127 213H130V215H127ZM226 215H229L228 213L226 214ZM108 217V218H107ZM132 217H135V218H132ZM138 217L139 218H142V220H135V219H138ZM15 219V220H14ZM23 219V220H22ZM108 219V220H107ZM109 219H110V222H109ZM132 220H134V223L137 221V222H139V226L135 223V227H132V226H130V225H133L132 223L133 222H131ZM15 221V222H14ZM140 221L142 222L141 224H140ZM112 222L114 223V224H112ZM162 223V225L163 226H161V225H158V224H161ZM175 223L176 222H174L173 224H174V226H176L177 225V223H176V225H175ZM187 223H189L190 224V222L188 221ZM186 223V224H187ZM21 224H22V227H21ZM24 224V225H23ZM142 224L144 225L143 226V229H142ZM158 225V226H157ZM58 226V225H57ZM117 226H118V228H117ZM134 226V225H133ZM178 226V225H177ZM179 226H178V228H179ZM25 227V226H24ZM131 227V228H130ZM140 227V229H137V228H139ZM168 227H164L165 229L167 228L168 229ZM188 227V226H187ZM114 228V230H112ZM132 228H134V229H132ZM161 230H160V229ZM14 229V228H13ZM146 229H148V230H146ZM144 230V231H143ZM161 232H160V231ZM177 230V231H176ZM13 231H15V230H13ZM20 233H19V232ZM146 231L148 232V233H150V234H148V233H146ZM165 231V230H164ZM118 232H119V234H118ZM153 234H152V233ZM192 232H193V234H192ZM14 233V234H13ZM25 235H24V234ZM68 233H69V235H68ZM110 233H111V235H110ZM155 233V234H154ZM166 233H168V230H167V232ZM175 233V234H174ZM186 233V234H185ZM198 233H199V237H203L204 235V237H203V241L201 240L200 241V239L201 238H199V237H196V236H198ZM201 233H204V234H202V235H200ZM70 234H72V236H73V238L75 239H77V241L76 242H74V241H72V240H70L69 239V237H72V236H70ZM179 234H180V236H179ZM28 235H29V233H28ZM49 235V234H48ZM47 235V237H49ZM149 235H153V236H150L149 237ZM185 235V236H184ZM40 238H39V237ZM156 236V237H155ZM168 236V237H167ZM176 236H179V238L178 237H176ZM213 236H214V238H213ZM120 237V238H119ZM129 237L131 238V241H130V239H129ZM135 239H134V238ZM143 237V238H142ZM151 237H152V239L153 240H151ZM169 237H170V239H169ZM196 237V238H195ZM26 238V239H25ZM72 238V239H73ZM166 238H168L167 240H166ZM212 238H213V240H212ZM14 240V242H12L13 240ZM73 239V240H74ZM133 239V240H132ZM137 239V241H135ZM163 239V240H162ZM191 239V241L189 242V240ZM197 239L199 240V242H202V244L201 243H199L198 241H197ZM216 239V240H215ZM28 240H30V238L28 239ZM139 240V241H138ZM165 240V241H164ZM186 240H187V242H186ZM193 240V241H192ZM215 240V241H214ZM236 240H234V241H236ZM264 240V239H263ZM17 243H16V242ZM132 241L134 242V243H132ZM154 242V244H153V242ZM167 241V242H166ZM194 241H195V243H197V244H195L194 243ZM217 241V242H216ZM233 241V240H232ZM241 241V242H240ZM30 242V243H29ZM36 242V243H35ZM111 242H110V244H111ZM166 242V243H165ZM190 243L189 245H191L192 244V242L194 243V245L196 246H194L193 244H192V247L194 246V248H195V250H193V248L191 247H188L189 245L187 244V243ZM245 242V240L243 241V243ZM120 243V242H119ZM135 243H139L138 244V247H137V245H136V247H137V249H134L133 250V247H135V245L133 246V244H135ZM158 243H160V244H164L163 246H161L160 244L158 245ZM168 243H170L169 245H168ZM185 243V244H184ZM219 243V244H218ZM132 244V246L133 247H131L130 245ZM153 244V245H152ZM167 246H166V245ZM188 246H187V245ZM199 244H200V247H201V249L199 248ZM225 244V243H224ZM122 245V246H121ZM140 245H141V248H140ZM170 245H171V249L169 248L170 247ZM177 247H176V246ZM219 245V246H218ZM221 245H223V246H221ZM9 246V247H10ZM23 246H25V245H23ZM34 246V247H33ZM59 246V247H58ZM154 246H159V247H157V248H160V247H162L161 249H156V247H155V249L153 248ZM169 246V247H168ZM174 246V247H173ZM234 246V247H233ZM258 246H260V245H258ZM260 246V247H261ZM114 247V248H115ZM135 247V248H136ZM8 251V254H7V251H6V254H5V249ZM10 248V249H11ZM115 248V249H116ZM122 248H120V250L122 249ZM152 248V249H151ZM167 248H169V250H167ZM176 248L178 249V250H176ZM198 248V249H197ZM217 248V249H216ZM219 248V249H218ZM220 248H224L226 251H227V249L228 250H231L230 252H228V254H231V255H229L228 256V254L226 253V251H224V249H220ZM4 249V250H3ZM55 251H54V250ZM100 250V252L99 251H97V250ZM118 249V248H117ZM126 249V250H125ZM132 249V250H131ZM139 249H140V252H137V251H139ZM163 249H165V250H163ZM176 250V253H179V254H181V255H177L176 253H174L175 252V250ZM192 249L193 250V252H195L194 253V255H193V253H191V251L190 250ZM198 250V253L200 254H198L196 251ZM200 249V250H199ZM204 249H205V251H204ZM211 249H215V250H211ZM261 249V250H262ZM152 250H154L153 252H152ZM155 250H157V251H155ZM174 250V251H173ZM207 250V251H206ZM53 251H54V253H53ZM117 251H119V250H117ZM130 251V252H129ZM173 251V252H172ZM178 251H180V252H178ZM202 251H204V252H206V253H204V252H202ZM225 252V254L226 255H224V252ZM4 252V253H3ZM16 253L17 252H19V249L17 250L16 249V251H15ZM21 252V253H20ZM18 254H23L24 253V251H20ZM23 252V253H22ZM130 254H129V253ZM137 252V253H136ZM165 252V253H164ZM213 252H211L212 254H213V256L215 255V254H217L216 252L215 253H213ZM221 252H223V256L221 255ZM250 254H249V253ZM102 253V254H101ZM118 253V252H117ZM142 253V254H141ZM157 254V255H154V254ZM204 253V254H203ZM208 253H210V252H208ZM207 253V255L209 256V254ZM210 253V255H212ZM237 253V254H236ZM246 254V255H243V254ZM3 256H5L4 258H6V259H8L9 260V262H10V260H11V262L9 263H7L5 260H2L3 258H2V255ZM11 255V257H12V254H13V256L14 257H10V255ZM15 254V255H14ZM24 254V255H25ZM29 254V255H28ZM101 254V255H100ZM123 254H124V257H125V260H124V257H123ZM129 254V255H128ZM139 254H141V256H143V257H141L140 259L137 257V255L138 256H140ZM159 254V255H158ZM195 254H197V256H195ZM219 254H217V255H219ZM237 255L236 257H234V255ZM263 254V255H262ZM17 255V256H16ZM118 254H116V258L118 257L117 256ZM168 255H170L169 256V259H168ZM199 255V256H198ZM243 255V256H242ZM258 255V254H257ZM259 255V256H260ZM129 256V257H128ZM155 256H156V258H155ZM166 258V256H167V259H165L164 260V258ZM180 256V257H179ZM222 256V257H221ZM224 256H227L226 257V259L228 260V262L225 260V258H224ZM100 257H102V258H100ZM104 257V258H103ZM137 259H136V258ZM233 257V258H232ZM133 258V259H132ZM135 258V259H134ZM180 258V259H179ZM193 258V259H192ZM208 258H210V257H208ZM220 258H222V260L220 259ZM237 258V259H236ZM256 258H257V260H256ZM27 259V260H26ZM29 259V260H28ZM57 259H58V262H56L57 261ZM133 261H132V260ZM138 259L140 260L139 262H138ZM144 259V260H143ZM224 259V260H223ZM233 259V260H232ZM7 260V261H8ZM142 260V261H141ZM181 260H182V262H181ZM256 260V261H255ZM19 262L20 264H23L22 262ZM124 261H126V262H124ZM132 261V262H131ZM149 261H151V262H149ZM160 261H158V262H160ZM238 261V262H237ZM88 262V263H87ZM138 262V263H137ZM154 262V263H153ZM160 262V263H161ZM121 262H119V264H120ZM168 263V264H169ZM172 263H174L175 264V261L174 262H172ZM172 263H170V264H172ZM2 264V263H1Z\"/></svg>", "mask_w": 264, "mask_h": 264}]
</instances>
